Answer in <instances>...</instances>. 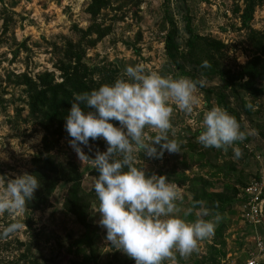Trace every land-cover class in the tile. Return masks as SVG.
Masks as SVG:
<instances>
[{
    "label": "rangeland",
    "instance_id": "obj_1",
    "mask_svg": "<svg viewBox=\"0 0 264 264\" xmlns=\"http://www.w3.org/2000/svg\"><path fill=\"white\" fill-rule=\"evenodd\" d=\"M244 0H108L109 8L102 11L95 24L110 28V33L94 47H85L84 62L93 80L112 78V84L129 65L143 64L146 71H158L173 77L204 78L206 86L199 90L200 102L192 113L179 110L174 105L172 123L175 136L181 143L180 153L164 151L160 158L137 154L136 166L144 167L147 174L172 177L184 171V164L192 166L194 174L200 172L193 165L200 153L207 152L214 157V150L224 159V170L229 171L230 164L235 172L229 173V179L219 174L211 181L216 172L211 165L202 170L201 176L209 178L213 195H220L223 186H234L239 192L246 185L264 173V96L252 99L243 92L223 89L220 75L211 72L231 71L234 73L249 60L247 31L242 29L241 14ZM90 0H4L1 8L12 17V25L3 31L0 15V179H14L33 170V161L41 153L43 131L31 123H23L15 118V109L27 116V99L24 87L14 85L12 74L26 73L35 77L41 73H51L55 81H62L58 57L67 49L69 42L81 41V33L92 24L86 8ZM238 9V10H237ZM189 24L194 36L203 40L221 43L224 48L219 54H209L205 44L199 45L188 57ZM251 28L256 32L264 31V2L255 7ZM174 34L175 48L169 54L165 48L168 33ZM95 36H93L94 38ZM207 61L210 67L202 68ZM218 69H220L218 71ZM214 74V73H213ZM219 74V73H218ZM224 75V73H222ZM225 76V75H224ZM251 103L255 110L249 109ZM213 106H220L235 116L242 128L248 131L243 142L237 147L243 148L242 155L235 158L232 148L227 151L204 148L197 137L202 131L203 114ZM155 135L154 131L150 132ZM103 149L91 147L94 154L107 150L102 139ZM82 147V146H81ZM159 150V145L156 146ZM194 148L197 152H193ZM82 150L85 151L82 147ZM58 152V153H57ZM56 153L61 159L73 158L81 170L93 167V161L80 160L70 147V141L63 140ZM85 153V152H84ZM95 157V156H94ZM187 174V173H186ZM94 179L86 174L82 186L90 191ZM66 186L60 185L51 197L52 207L44 212H24L19 218L25 227L6 238H0V264H135V261L106 240V230L99 224L100 214L93 208L90 215L91 225L99 228L97 257L92 260L88 252H78L77 244L83 229L75 220L65 214L61 208ZM183 189L184 201L181 205L187 211L190 196ZM17 218L8 214L0 215V231ZM190 220V215L187 217ZM229 229L224 233V253L229 261L240 264L250 254H256L255 239H264V226L254 236L256 230L243 224L238 218L230 221ZM262 237V238H261ZM213 239V238H212ZM207 241V243H206ZM211 238L199 243L198 250L188 256L174 253L163 264H187L196 256H204L211 251ZM212 242V241H211ZM178 258L183 262L178 261ZM264 264V253L259 256Z\"/></svg>",
    "mask_w": 264,
    "mask_h": 264
},
{
    "label": "clouds",
    "instance_id": "obj_2",
    "mask_svg": "<svg viewBox=\"0 0 264 264\" xmlns=\"http://www.w3.org/2000/svg\"><path fill=\"white\" fill-rule=\"evenodd\" d=\"M201 67L210 65L203 61ZM206 83L202 77L149 72L138 63L127 66L112 84L73 93L71 108L64 118L70 147L82 160L88 156L81 145L87 147L90 139L106 141L107 150L97 152L92 159L98 172L93 190L99 202V224L106 230V240L135 264H163L174 253L191 255L201 241L215 233L218 214L213 215L203 202L183 211L182 187L166 176L147 174L135 163L138 153L152 158L162 157L164 151L180 153L181 143L171 138L175 136L173 105L192 113L200 102L199 90ZM247 107L255 110L251 103ZM201 126L197 140L204 148H232L235 158L242 155L236 144L250 133L226 109L213 106L204 112ZM39 187L34 174L0 179V215L17 218L0 231V238L25 227L19 218ZM189 215L196 218L188 220Z\"/></svg>",
    "mask_w": 264,
    "mask_h": 264
},
{
    "label": "trees",
    "instance_id": "obj_3",
    "mask_svg": "<svg viewBox=\"0 0 264 264\" xmlns=\"http://www.w3.org/2000/svg\"><path fill=\"white\" fill-rule=\"evenodd\" d=\"M3 1L0 0V3ZM263 2L264 0L243 1L244 9L241 14V25L242 29L247 31L249 48V60L247 63L234 73H231V71L223 72L220 69L218 71L220 70L221 72H211V75H220L221 80L224 82V90L230 89L234 92H243L252 99L264 96V31L256 32L250 26L255 7ZM109 4L108 0H90L88 3L86 13L89 15L92 24L86 31H78L81 33L80 40H85L86 46L82 42L76 44L69 42L67 49L61 54V57H58L59 65L56 69L61 74L62 81L60 83H57L54 75L48 72L38 74L35 77H31L26 73L18 75L12 74L14 80L12 83L16 86L24 87V93L27 99L25 103L27 116L23 119L21 117L23 110L16 108L15 118L20 119L25 124L31 123L43 131L41 153L33 161V170L30 173L37 175L40 181V187L34 193V198L28 204L25 211L44 212L51 208V197L56 189L60 185L66 186L67 188L61 208L65 214L71 216L83 229L84 232L78 241L77 249L79 253L88 252L92 260L97 257V247L100 240L99 228L91 225L89 220L92 209L95 208L98 210L99 202L93 186L90 191H86L82 186V180L86 174L95 180L98 172L94 166L87 168V170H81L73 158H65L62 160L61 156L57 154V151L60 149V143L63 140L71 141V137L64 127V118L71 108L73 93L91 91L103 84H110L112 82V78L109 77H105L99 81L93 80L84 62L85 47L92 48L96 46L98 42L102 41L110 33V28L104 29L102 25L95 24V21L102 11L109 8ZM0 15L3 21V31L6 32L11 27L13 19L4 8H1ZM186 30L189 34L188 57H190L191 61L193 59L192 55L199 45L205 44V48L209 54H219L224 48L219 42L203 40L194 36L189 24H187ZM93 36L95 37L93 38ZM173 39L174 34L171 32L168 33L165 48L171 54V57V51L175 48ZM112 122L118 126V122ZM81 146L88 156L85 159L88 162H92L96 154L92 153L90 149L91 147L103 149L102 138L94 141L90 139L87 147ZM192 149L193 152H197L194 148ZM241 151H243V148H241ZM214 153L213 158H210L209 153L205 151L204 153H200L198 159L193 160V165L195 167H201L200 172L212 165L213 170H216V172H213L211 181L220 180L218 179L219 174H224L226 179H229V173L236 171L234 166L230 164L229 171L225 172L224 159L215 150ZM183 159L184 171L180 174L174 172L172 175H175L176 179L172 177H168V179L184 188L185 192L190 196L186 204L187 209L192 208L197 202H203L206 207L211 209L213 215L218 214L220 216L215 233L211 237L212 242H208L211 243V246H209L211 247V251L209 253L207 252L204 256L190 258L187 264H219L227 258L222 248L225 247L223 240L224 233L229 229L228 223L230 221L233 222V219L238 216V209L242 202L241 193L248 184L240 192L234 186H223L220 195H213L209 191L211 185L209 178H204L200 172L194 174L192 172V166L187 165ZM158 176H162V171L159 172ZM195 210L193 209V211ZM195 218V215H190V220H194ZM211 218V216L205 217V219ZM263 226L264 221L256 229V232H253L254 236L256 234L259 235V233L261 234ZM261 240L264 244V239L262 238ZM178 261L183 262L180 258H178ZM115 264L124 263L116 261Z\"/></svg>",
    "mask_w": 264,
    "mask_h": 264
},
{
    "label": "built area",
    "instance_id": "obj_4",
    "mask_svg": "<svg viewBox=\"0 0 264 264\" xmlns=\"http://www.w3.org/2000/svg\"><path fill=\"white\" fill-rule=\"evenodd\" d=\"M154 1V0H152ZM241 205L238 209V218L243 224L257 229L264 221V173L253 180L242 190ZM256 232V231H255ZM256 254H250L249 258L240 264H261L259 256L264 253V244L260 238L255 239ZM219 264H235L229 261V257Z\"/></svg>",
    "mask_w": 264,
    "mask_h": 264
}]
</instances>
